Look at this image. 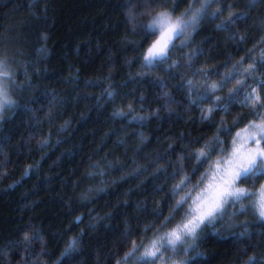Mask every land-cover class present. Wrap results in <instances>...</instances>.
I'll return each instance as SVG.
<instances>
[{
	"label": "trees",
	"instance_id": "1",
	"mask_svg": "<svg viewBox=\"0 0 264 264\" xmlns=\"http://www.w3.org/2000/svg\"><path fill=\"white\" fill-rule=\"evenodd\" d=\"M191 3L0 0V58L10 62L23 88L13 92L22 107L0 122L3 264H56L73 237L80 238L73 264H117L130 240L144 238L148 223L159 227V216L169 214L179 199L174 185L185 175L191 185L199 182L206 169L191 153L211 142L222 122L239 130L252 118L242 104L247 88L228 113L213 112V123L201 119V110L217 103L210 84H222L237 61L244 58L246 65L264 48V4L249 9L248 0H219L187 43L177 42L174 68L142 67L151 43L137 27L149 20L144 8L180 15ZM229 7L246 18L230 30L218 28ZM237 34L244 39H234ZM235 87H221V104ZM129 104L132 112L113 114L127 112ZM221 140L230 147L223 132ZM218 232L221 238L198 241L204 253L198 264H245L249 256L264 264V226L251 214L233 229L218 224Z\"/></svg>",
	"mask_w": 264,
	"mask_h": 264
},
{
	"label": "snow or ice",
	"instance_id": "2",
	"mask_svg": "<svg viewBox=\"0 0 264 264\" xmlns=\"http://www.w3.org/2000/svg\"><path fill=\"white\" fill-rule=\"evenodd\" d=\"M134 2L135 0H129L130 4ZM167 2L175 3V0H167ZM218 2L219 0H192L189 8L180 15H175L166 7H145L144 14L149 20L137 24V27L151 43L142 53V67L163 69L164 65H168L169 68H174L176 65L173 64L172 52L177 48V42L180 46L185 45L199 20ZM141 3L157 4V0H141ZM257 4H264V0H248L247 7L252 9ZM227 10L229 13L227 20L217 25L218 28L230 30V25L246 18L243 13H233L230 7ZM216 11L223 16L221 9L217 8ZM128 15L130 23L136 20V16L131 12ZM213 15L215 16L216 13ZM234 16L236 19L233 18ZM233 38L243 40L244 36L237 34ZM261 43L264 44V39ZM38 51L43 53L46 50ZM257 52L258 58L249 56L246 65L244 58L237 61L233 66L234 72L229 73L222 84L209 85L217 103L213 107L201 110V119L213 123V112L219 109L223 113H228V105L239 102L237 96L247 88L249 90L245 92L242 104L251 109L252 118L239 130L235 127L230 129L226 122H222L212 141L191 153L196 164L206 169L200 176L199 182L191 185L187 175L179 180L172 190L179 199L171 206L169 214L159 216V227L148 223L143 228L144 238L138 241L130 240L128 251L117 261V264H198L199 258L204 256V253L197 250L198 241H202L206 236L221 238L218 224L226 219H238L251 214L255 222L264 226V95H262L264 78H261L264 76V48H258ZM164 70L167 72V69ZM249 79L253 81L252 85L246 84V80ZM160 83L163 84L162 81ZM229 83L235 84L236 87L229 91L231 99L221 104L222 98L218 92L221 87H227ZM21 91L23 88L16 83V75L10 62L0 58V122L4 121L6 113L22 107L13 99V92ZM105 91L110 98L114 96L112 91L107 89ZM132 111V106L129 104L127 112L119 109L113 114L125 116ZM237 122L238 118L232 121L233 125ZM221 132L230 138L231 144L227 149L223 147ZM182 191L184 194H181ZM80 219L76 217L75 222L79 223ZM247 231L248 224L245 222L241 234L246 235ZM148 233L151 235L148 236ZM36 238L42 240V237ZM24 239L26 241L30 239L27 233ZM79 243L80 238L73 237L56 264H73L75 260L73 253L78 251ZM4 254L5 252L0 250V256ZM177 257H185V259H177ZM0 264H3L2 260ZM245 264H258V258L249 256Z\"/></svg>",
	"mask_w": 264,
	"mask_h": 264
},
{
	"label": "rangeland",
	"instance_id": "3",
	"mask_svg": "<svg viewBox=\"0 0 264 264\" xmlns=\"http://www.w3.org/2000/svg\"><path fill=\"white\" fill-rule=\"evenodd\" d=\"M249 216H250V214H248L247 216H241L238 219L237 218H228L224 221V228L225 229H233L234 227L241 225L245 221V219H249ZM183 258L184 257H177V259H183Z\"/></svg>",
	"mask_w": 264,
	"mask_h": 264
}]
</instances>
